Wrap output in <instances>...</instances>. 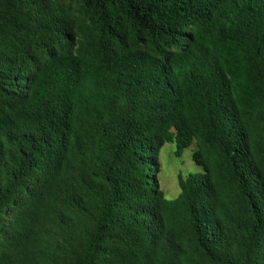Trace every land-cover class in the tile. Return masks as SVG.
Here are the masks:
<instances>
[{"label":"trees","instance_id":"16d2710c","mask_svg":"<svg viewBox=\"0 0 264 264\" xmlns=\"http://www.w3.org/2000/svg\"><path fill=\"white\" fill-rule=\"evenodd\" d=\"M0 264H264V0H0Z\"/></svg>","mask_w":264,"mask_h":264},{"label":"rangeland","instance_id":"374dc122","mask_svg":"<svg viewBox=\"0 0 264 264\" xmlns=\"http://www.w3.org/2000/svg\"><path fill=\"white\" fill-rule=\"evenodd\" d=\"M194 144L185 149L181 156H175L174 144L165 143L157 154L158 170L155 174L160 189L167 198H174L180 188L178 186V175L201 171L192 158L191 152Z\"/></svg>","mask_w":264,"mask_h":264}]
</instances>
